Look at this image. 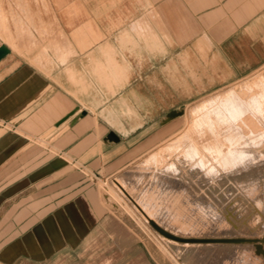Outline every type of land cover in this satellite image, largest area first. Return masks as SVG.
Returning a JSON list of instances; mask_svg holds the SVG:
<instances>
[{"label": "crops", "instance_id": "obj_1", "mask_svg": "<svg viewBox=\"0 0 264 264\" xmlns=\"http://www.w3.org/2000/svg\"><path fill=\"white\" fill-rule=\"evenodd\" d=\"M115 3L112 22L101 3L72 28L71 0H0V264H51L114 222L97 178L160 137L129 107L146 93L209 94L264 67V0Z\"/></svg>", "mask_w": 264, "mask_h": 264}, {"label": "rangeland", "instance_id": "obj_2", "mask_svg": "<svg viewBox=\"0 0 264 264\" xmlns=\"http://www.w3.org/2000/svg\"><path fill=\"white\" fill-rule=\"evenodd\" d=\"M71 1L72 28L96 26L101 3L109 8L105 22H112L115 1L123 2ZM91 28L83 26L85 33ZM231 82L209 94H176L169 86L166 96L146 93L148 106H129L145 112L146 133L160 137L115 178L96 177L114 222L51 264H264L262 243L184 244L161 236L122 189L178 236L264 238V67ZM116 107L127 112L128 106ZM180 108L182 117L161 126Z\"/></svg>", "mask_w": 264, "mask_h": 264}, {"label": "water", "instance_id": "obj_3", "mask_svg": "<svg viewBox=\"0 0 264 264\" xmlns=\"http://www.w3.org/2000/svg\"><path fill=\"white\" fill-rule=\"evenodd\" d=\"M9 50L5 46L0 47V59L3 58L6 54H8ZM185 113L184 108H180L177 110H173L166 114L164 118L161 119L160 124L161 126H167L168 124L172 123L174 120H177L178 118L182 117ZM87 114V112H84L81 117H84ZM73 115V114H72ZM67 118H65L63 121H65ZM110 142L118 143L121 138L118 135V133L111 132L108 135L107 138ZM140 209V208H139ZM141 210V209H140ZM141 212L146 216V214L141 210ZM149 223L152 226V228L157 231L162 236L177 241L179 243H189V244H264V238L255 239V238H195V237H182L175 235L165 228L161 227L159 224H157L155 221L149 219Z\"/></svg>", "mask_w": 264, "mask_h": 264}, {"label": "bare ground", "instance_id": "obj_4", "mask_svg": "<svg viewBox=\"0 0 264 264\" xmlns=\"http://www.w3.org/2000/svg\"><path fill=\"white\" fill-rule=\"evenodd\" d=\"M71 44V43H70ZM72 45V44H71ZM62 48V47H61ZM65 48V47H64ZM63 49V48H62ZM64 52V51H63ZM21 54V53H20ZM215 133V132H214ZM218 135V134H217ZM217 137H221V136H217ZM215 138V137H214ZM120 185V184H119ZM120 187H122L121 185H120ZM119 187V188H120ZM122 189L124 190V192H125V194H126V196H127V198H129L130 200H132V201H134L135 202V205L137 206V209H138V211L140 212V214H142V216H144V218H145V221H147V223L149 224L148 226H150V228H152V226L150 225V223H149V219H151V220H153V221H155L157 224H159L156 220H154L153 218H151L144 210H143V208L133 199V197L129 194V192H127L123 187H122ZM122 190V191H123ZM146 214V216L141 212V210ZM160 225V224H159ZM161 226V225H160ZM161 227H163V226H161ZM163 228H165V227H163ZM153 229V228H152ZM166 230H168L169 232H171V233H173L172 231H170L169 229H167V228H165ZM154 230V229H153ZM157 232V231H156ZM158 233V232H157ZM159 234V233H158ZM173 234H175V233H173ZM161 235V234H160ZM176 235V234H175ZM162 236V235H161ZM164 237V236H163ZM166 238V237H165ZM168 239V238H167ZM171 240V239H170ZM172 241H174V240H172ZM175 242H177V241H175ZM184 244H189V243H184Z\"/></svg>", "mask_w": 264, "mask_h": 264}]
</instances>
